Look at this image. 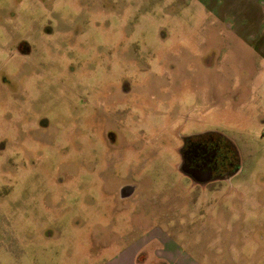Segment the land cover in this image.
<instances>
[{"label": "rangeland", "instance_id": "rangeland-1", "mask_svg": "<svg viewBox=\"0 0 264 264\" xmlns=\"http://www.w3.org/2000/svg\"><path fill=\"white\" fill-rule=\"evenodd\" d=\"M6 32L0 264H264V0H0ZM207 131L239 167L203 187L178 149Z\"/></svg>", "mask_w": 264, "mask_h": 264}, {"label": "flooded vegetation", "instance_id": "flooded-vegetation-1", "mask_svg": "<svg viewBox=\"0 0 264 264\" xmlns=\"http://www.w3.org/2000/svg\"><path fill=\"white\" fill-rule=\"evenodd\" d=\"M13 2L20 4L22 0H13ZM6 17L5 15L1 20L5 21ZM10 18L14 19L16 16L11 13ZM48 33L52 34L51 30ZM11 39L12 34L6 32L3 36V43L0 44V51L9 49L19 56H28L31 54L32 49L23 38L19 39L14 46L11 43ZM86 87L89 88L87 92L89 95L92 88L91 86ZM105 87L106 85L104 88ZM11 89L12 84L8 78L1 76L0 99L3 98V101H6L8 104L6 111H13L20 116V119L21 117L24 119L22 122L23 126L21 124L20 127H15L17 136L14 137V141H18L27 136L25 131L28 129V126H25V124H29L30 122V117L28 116V104L30 105V103L28 98L24 99V101L23 99L17 98L16 93H18L19 89L15 91H11ZM103 95L104 94L101 95V98ZM105 96L107 99V94H105ZM5 148L6 144H2L0 152ZM238 167L236 151L232 145L217 132L207 131L199 134H187L180 137L177 170L193 184L204 187L220 182L235 174L238 171Z\"/></svg>", "mask_w": 264, "mask_h": 264}, {"label": "water", "instance_id": "water-1", "mask_svg": "<svg viewBox=\"0 0 264 264\" xmlns=\"http://www.w3.org/2000/svg\"><path fill=\"white\" fill-rule=\"evenodd\" d=\"M129 187H124L121 189V192H120V195L121 197H126L129 193H130V190H128ZM131 189V188H130ZM126 192V193H125ZM124 193V194H123ZM128 193V194H127Z\"/></svg>", "mask_w": 264, "mask_h": 264}, {"label": "crops", "instance_id": "crops-1", "mask_svg": "<svg viewBox=\"0 0 264 264\" xmlns=\"http://www.w3.org/2000/svg\"><path fill=\"white\" fill-rule=\"evenodd\" d=\"M136 264V263H135Z\"/></svg>", "mask_w": 264, "mask_h": 264}]
</instances>
